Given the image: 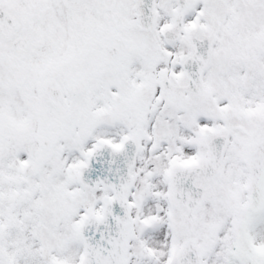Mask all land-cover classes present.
<instances>
[{"label": "snow or ice", "instance_id": "6c2138e0", "mask_svg": "<svg viewBox=\"0 0 264 264\" xmlns=\"http://www.w3.org/2000/svg\"><path fill=\"white\" fill-rule=\"evenodd\" d=\"M0 264H264V0H0Z\"/></svg>", "mask_w": 264, "mask_h": 264}]
</instances>
